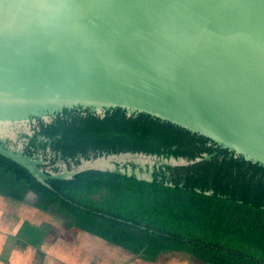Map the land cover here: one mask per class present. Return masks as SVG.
<instances>
[{"label":"water","instance_id":"obj_1","mask_svg":"<svg viewBox=\"0 0 264 264\" xmlns=\"http://www.w3.org/2000/svg\"><path fill=\"white\" fill-rule=\"evenodd\" d=\"M74 109L150 115L264 165V0H0V153L45 184L129 162L153 180L145 152L56 157L59 170L48 145L24 153L37 119Z\"/></svg>","mask_w":264,"mask_h":264},{"label":"trees","instance_id":"obj_2","mask_svg":"<svg viewBox=\"0 0 264 264\" xmlns=\"http://www.w3.org/2000/svg\"><path fill=\"white\" fill-rule=\"evenodd\" d=\"M32 131L23 135L29 142L24 153L48 145L53 153L48 166L55 170L59 158L72 168V160L104 153L159 157L153 169L148 164L153 180L139 178L136 169L145 168L129 162L125 172L118 164L116 170L89 169L45 184L0 153V196L62 213L68 241L89 233L152 264L172 258L190 264H264V165L169 121L146 114L128 117L120 109L104 118L90 110H65L49 123L37 119ZM205 153L212 156L187 165L160 160H194ZM21 231L27 244H43L46 233L40 226L25 222Z\"/></svg>","mask_w":264,"mask_h":264},{"label":"rangeland","instance_id":"obj_3","mask_svg":"<svg viewBox=\"0 0 264 264\" xmlns=\"http://www.w3.org/2000/svg\"><path fill=\"white\" fill-rule=\"evenodd\" d=\"M2 198H0V263L11 253L10 256H13L15 262L19 257H29L30 260L23 258L20 264H152L89 233H81L77 241L70 242L64 228L66 216L62 213L53 210L50 212L34 210L32 213L31 209H16L8 203V199ZM27 201L28 203L33 201L32 197H28ZM28 206L25 205L26 208H29ZM24 220L40 226L46 233L44 238L50 236L47 243L43 242L42 238L41 246L31 248L26 244L24 255L18 257V249L22 246L21 240L24 236V231L19 232V229ZM36 236L43 237L40 233H36ZM17 237L20 239L19 243L14 245ZM6 259L9 260L10 257ZM166 264L190 263H181L177 258H172Z\"/></svg>","mask_w":264,"mask_h":264},{"label":"crops","instance_id":"obj_4","mask_svg":"<svg viewBox=\"0 0 264 264\" xmlns=\"http://www.w3.org/2000/svg\"><path fill=\"white\" fill-rule=\"evenodd\" d=\"M0 198H2V196H0ZM3 198H5V197H3ZM2 198V199H3ZM5 199H8V198H5ZM8 203L9 204H11V206H14V208H16V209H18V208H20V209H31V212L33 213V211L34 210H36L37 212H42V211H40V210H37V209H35V208H33V207H31V206H28L29 208H26L25 207V205H27V204H25V203H21V202H17V201H14V200H11V199H8ZM7 208H8V206H7ZM10 211H12V210H10ZM25 222H28V221H26V220H24L23 222H22V224H21V227H20V229H19V232L21 231V229H22V227H23V224L25 223ZM29 223V222H28ZM32 225V224H31ZM34 226H37V225H34ZM20 240V239H19ZM19 240H18V237L16 238V240H15V244L14 245H17L18 243H19ZM21 242H22V246L18 249V257H19V255H24V250L26 249V245H24V244H27L26 243V241L25 240H21ZM45 243H47L48 241L47 240H45L44 241ZM29 245V244H28ZM31 246V248H33V246L32 245H30ZM16 249H17V247H15ZM120 248V247H119ZM123 250V249H122ZM11 251V250H10ZM19 253H21V254H19ZM11 255V253L9 254V256L8 257H10V259L9 260H7L6 258H8V257H6V258H4V261H2L0 264H20V263H22V261H23V258H26V259H29V257H26V256H24L23 258L22 257H19V259H18V261L17 262H15V261H13V256H10ZM33 258V257H32ZM31 258V259H32ZM30 260V259H29Z\"/></svg>","mask_w":264,"mask_h":264}]
</instances>
